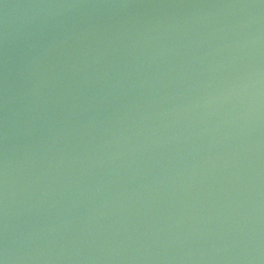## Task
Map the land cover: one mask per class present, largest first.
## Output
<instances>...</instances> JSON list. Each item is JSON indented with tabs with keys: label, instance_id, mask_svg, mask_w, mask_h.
<instances>
[{
	"label": "water",
	"instance_id": "1",
	"mask_svg": "<svg viewBox=\"0 0 264 264\" xmlns=\"http://www.w3.org/2000/svg\"><path fill=\"white\" fill-rule=\"evenodd\" d=\"M0 264H264V0H0Z\"/></svg>",
	"mask_w": 264,
	"mask_h": 264
}]
</instances>
